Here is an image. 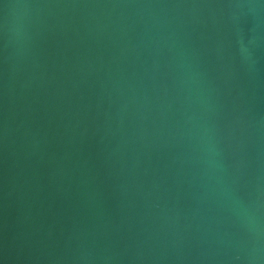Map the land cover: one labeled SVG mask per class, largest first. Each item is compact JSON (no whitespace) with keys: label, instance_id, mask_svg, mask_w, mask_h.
<instances>
[{"label":"water","instance_id":"obj_1","mask_svg":"<svg viewBox=\"0 0 264 264\" xmlns=\"http://www.w3.org/2000/svg\"><path fill=\"white\" fill-rule=\"evenodd\" d=\"M0 264H264V0H0Z\"/></svg>","mask_w":264,"mask_h":264}]
</instances>
